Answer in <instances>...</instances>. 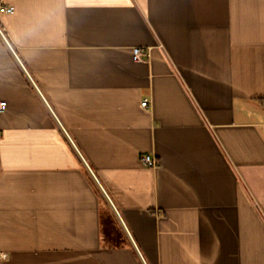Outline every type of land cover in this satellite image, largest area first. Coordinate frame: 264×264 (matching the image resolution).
Returning <instances> with one entry per match:
<instances>
[{"label":"crops","instance_id":"obj_1","mask_svg":"<svg viewBox=\"0 0 264 264\" xmlns=\"http://www.w3.org/2000/svg\"><path fill=\"white\" fill-rule=\"evenodd\" d=\"M0 5V264H264V0Z\"/></svg>","mask_w":264,"mask_h":264},{"label":"built area","instance_id":"obj_2","mask_svg":"<svg viewBox=\"0 0 264 264\" xmlns=\"http://www.w3.org/2000/svg\"><path fill=\"white\" fill-rule=\"evenodd\" d=\"M15 10V7L14 6H10V5H0V12L1 13H11V12H14ZM0 32L2 33L1 29H0ZM145 56H147V54L144 53V51L139 48V47H136L134 48L133 50V59H136L137 61H142L144 60ZM7 101L6 100H2L0 99V112H4L8 105H7ZM142 106L145 107V108H148L150 106V101H148V99H144L143 102H142ZM263 107H264V101H263ZM2 134H0V138H1ZM142 158V162L145 164V165H148V166H156L158 164V160L153 157L152 155H144L141 157ZM5 254L3 252L0 251V258H4Z\"/></svg>","mask_w":264,"mask_h":264}]
</instances>
